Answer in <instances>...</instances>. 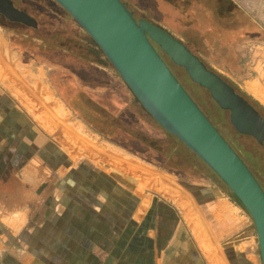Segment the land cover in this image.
Masks as SVG:
<instances>
[{
	"label": "rangeland",
	"instance_id": "obj_1",
	"mask_svg": "<svg viewBox=\"0 0 264 264\" xmlns=\"http://www.w3.org/2000/svg\"><path fill=\"white\" fill-rule=\"evenodd\" d=\"M123 1L137 21H148L169 33L195 56L201 58L209 70L221 76L229 84L240 87L244 93L248 92L246 88L248 81L253 80L264 86V0H232L235 4L230 6L227 5L226 0H222L220 9L217 0H205L200 7H187L174 0ZM11 2L16 9L29 15L34 20V24L33 26L11 25L0 19L1 48L14 60L11 63V66H14L13 75L16 68L21 77V80L14 77V81L3 77L0 81L6 83L21 96L20 98H23L24 102L21 103L25 110L30 112L31 118L36 123H40V129L45 133L44 141H49L54 149L57 147L64 159H68L69 166H74L76 169L63 168L57 175L50 172L43 175L41 168L44 167V162L47 166L49 159L55 162L56 156L54 157L51 150H48L50 154L46 158L41 155L38 161L37 159L34 161L35 166L40 169L38 176L40 182H47L49 186L48 190L40 195L41 197L33 196V199L38 201L35 212L46 210L45 212L53 213L57 218L63 219L60 222L61 230L59 228L56 230H60L62 234L55 238L51 227L47 228L40 237L32 236L31 233L12 237L4 232L0 234V247L5 250L14 247L21 248L20 250L24 248L27 253L23 256L35 259L36 256L30 255L44 251H47L44 254L48 255L50 251L52 255L53 249H58L57 245L60 244V256L67 259L70 254L68 250L71 247L79 248L76 247V244H79L78 246L91 254L92 258L87 262L92 264H106L107 261L110 264H117L118 260L123 258L128 262L134 258V254L125 256L122 247L133 245L136 239L130 219L137 204L140 203L137 196L140 194L142 197L144 214L148 209L150 213L159 199L180 205L181 200L184 199L185 185L200 180L199 176L202 175L201 168L194 158L196 156L187 152L177 138L168 133L167 136L159 135L155 124L161 127L152 118L149 120L141 116L134 102L135 97L111 65H107L109 68L107 77H98V73L91 70L89 66L91 62L98 63V57L100 61L105 62V57L96 52L94 42L57 3L53 0H11ZM249 19L254 21L253 36L256 39H253V44L237 46L236 52L235 49L232 51V46L221 47L217 44L216 37H219L217 35L222 30L244 27L250 23ZM205 27L209 28L204 33ZM205 36L212 38L210 39L212 45L204 44ZM222 49L224 55L220 52ZM94 52L98 56H95ZM163 58L180 83L216 126L215 128L222 133L220 134L226 142L234 144L228 113H221L208 91L194 84L182 68L174 65L166 55H163ZM45 103L58 105L55 111L59 115L57 119L53 111L52 115L50 111L46 112L48 116H54L53 122L57 125H53L52 119L46 116L43 109ZM59 117L64 119L65 125L67 123L68 130H66L69 133L72 130L70 131L68 126L74 130L76 136L78 134L81 136L82 139L78 135L79 141H84L81 142L82 145L89 143L93 148H97L96 151L99 149L100 156L103 152H109V158L106 154L102 157L111 160L108 162L102 157L100 159L98 152L95 153L96 155H91L95 159L91 156L87 157L84 149L79 148L80 144L76 145L77 143L71 140L68 134L64 136L65 129L62 130L60 126L63 122L58 124ZM115 118L126 132L113 126L111 119ZM138 135L160 150L161 154L135 141L133 136ZM67 139L70 140V145ZM71 141L78 147L75 146L73 149L74 145L71 146ZM75 148L80 153H77ZM240 151L242 152L241 148ZM1 160L3 159L0 157ZM99 160H104L106 164L103 163L104 161L100 164ZM127 163L133 164L134 167L132 165L131 168ZM251 165L264 187V165L262 163L260 166ZM117 167L122 172H119ZM90 168L97 172L93 173ZM132 169L139 172L137 176ZM45 201L49 206L43 205ZM117 205H125L124 210L120 209L125 221L118 223L111 217L108 222L98 220L102 213L116 214ZM149 213L142 222V247L150 245L148 233L155 224L153 215L157 212ZM72 215L77 219L76 222ZM102 224L109 227L107 231L109 233L102 238L96 237L97 234L101 235L107 230ZM91 227L94 228V235L87 236L91 233ZM75 228L76 230L78 228L79 232L71 238L70 232ZM119 234L121 237L117 238ZM119 239L121 247L117 246ZM91 248H100L107 253L93 254ZM141 257L142 263L145 259L149 260L148 254H142ZM83 259L85 261L86 257Z\"/></svg>",
	"mask_w": 264,
	"mask_h": 264
},
{
	"label": "crops",
	"instance_id": "obj_2",
	"mask_svg": "<svg viewBox=\"0 0 264 264\" xmlns=\"http://www.w3.org/2000/svg\"><path fill=\"white\" fill-rule=\"evenodd\" d=\"M121 1L124 3L123 0ZM174 1H179L187 7H200L205 0ZM222 2V0H217L219 9ZM225 2L228 6L235 4L232 0ZM126 7L128 8V6ZM248 22L253 26V20L249 19ZM208 28L205 27L203 32H207ZM227 38L230 41L232 39V41L222 42L223 45L253 44V42H246L247 44H245L243 41H239L238 34L235 36L227 35ZM210 39L212 38L205 36L204 44L212 45ZM96 52L93 54L98 56ZM199 59L202 61L201 58ZM97 60H99L98 63L91 62L89 64L91 70L96 71L98 77H107L109 74L107 64L100 61L99 57ZM13 61L0 45V78L5 77L14 81V77H16L21 80L16 68L15 75H13L14 66H11ZM246 88L247 94L264 108V86L251 80L247 82ZM20 97L6 83L0 81V157L3 159L0 161V234L7 232L12 237H18L25 235V233H31L32 236L40 237L47 228L51 227L56 238L62 234L60 222L63 219L57 218L53 213L45 212L46 210L40 213L35 212L38 201L33 199V196L41 197L40 195L47 191L49 186L47 182H40L38 177L40 169L35 166L34 161L36 159L38 161L41 155L46 158L50 154L48 150H51L54 157L56 156L55 162L49 159V166L44 162V167L41 168L43 175L47 172L57 175L63 168L76 169V167L69 166L68 159H64L62 152L57 147L55 148L58 150L54 149L53 145L48 143L49 141H44L46 136L40 129V123H36L31 118L30 112L25 110L21 103L24 102L23 98ZM54 106L46 103L43 106L47 117H50L46 113L50 107V111L52 109L57 111L58 105ZM186 150L191 155L193 154L188 149ZM194 158L201 168L200 180L185 185V194L184 199L181 200V206L161 199L155 203L150 212H157L156 215H153L155 224L148 233L150 245L146 247H142L141 231L143 219L146 218L150 210L148 209L144 214L145 207L142 204V197L140 194L137 196L134 193L140 201L130 219L133 223L132 230L136 239L133 245L122 247V253L125 256L126 254H134V258L128 262L126 258L120 259L117 264H262L257 234L251 217L243 207L233 200L231 192L212 171L197 157ZM72 162L74 161L72 160ZM90 169L93 170V173L97 172L92 168ZM103 177H105L104 174ZM139 192H141L140 187ZM43 205L49 206L46 201ZM117 206V211L114 210L116 214L102 213L98 220L108 222L114 218L118 223L125 221L126 219L120 211L122 208L125 209V205ZM75 216L78 217V215ZM73 220L74 222L77 221L74 217ZM102 227L107 230L101 235L97 234L96 237L102 238L108 235L109 227L104 224ZM58 228L60 230L56 231ZM118 229L120 232V227ZM78 232V228L77 230L76 228L72 229L71 238H74L72 235L76 236ZM94 232V228L91 227V233L87 236L94 235ZM120 237L119 234L117 238ZM76 245L79 248L69 247L68 252L70 254L67 259L60 256V244L57 245L58 249H53L52 255L50 251H48L50 253L48 255L44 254L47 251L32 252L33 254L30 256H36L35 259L23 256L27 253L24 248L20 250L21 248L14 247L11 250L10 248L5 250L0 247V264H92V262H87L88 259L92 258L91 254L78 246L79 244ZM120 245L121 240L119 239L117 246L121 247ZM91 252L93 254L107 253L100 248H94ZM142 254H148L149 260L145 259V262L142 263ZM83 257H86L85 261H83ZM106 264H110L109 261Z\"/></svg>",
	"mask_w": 264,
	"mask_h": 264
},
{
	"label": "water",
	"instance_id": "obj_3",
	"mask_svg": "<svg viewBox=\"0 0 264 264\" xmlns=\"http://www.w3.org/2000/svg\"><path fill=\"white\" fill-rule=\"evenodd\" d=\"M53 1L97 45L144 111L236 197L254 223L264 264L263 188L172 74L154 45L184 69L194 84L207 90L221 109L229 111L230 121L239 133L262 143L264 121L259 114L183 43L148 21H136L121 0ZM0 14L10 22L34 24L10 0H0Z\"/></svg>",
	"mask_w": 264,
	"mask_h": 264
},
{
	"label": "flooded vegetation",
	"instance_id": "obj_4",
	"mask_svg": "<svg viewBox=\"0 0 264 264\" xmlns=\"http://www.w3.org/2000/svg\"><path fill=\"white\" fill-rule=\"evenodd\" d=\"M11 1V0H10ZM124 4V3H123ZM14 6V5H13ZM16 9V8H15ZM18 10V9H16ZM129 10V9H128ZM19 12H22L20 10H18ZM131 12V11H130ZM24 13V12H22ZM26 14V13H24ZM132 14V13H131ZM27 15V14H26ZM133 15V14H132ZM29 16V15H27ZM30 17V16H29ZM134 17V16H133ZM0 19L4 20L5 22L11 24V25H24L22 23H16V22H10L8 19H6L3 15L0 14ZM136 20V19H135ZM137 21V20H136ZM257 31V30H256ZM236 34H238L239 37V41H243V43L247 44L246 42H254L253 39L254 38V29L253 26H251L250 23H247L246 25H244V27L241 28H234V29H226V30H222L219 35V37H216L218 39V45L221 47H225V46H232L233 49L232 51L237 47L235 45H223L222 42H231L230 39L227 38L228 36H235ZM223 36V37H222ZM154 45V44H153ZM248 45V44H247ZM240 46V45H239ZM244 46V45H242ZM155 49L157 50V52L159 53V55L161 56V58L164 60L163 55H165L162 51L158 50L159 48L154 45ZM187 48V47H186ZM188 49V48H187ZM189 50V49H188ZM190 51V50H189ZM235 52L237 51V49L234 50ZM191 52V51H190ZM221 54L224 55V49H222ZM192 54H194L193 52H191ZM195 55V54H194ZM167 57V56H166ZM197 57V56H196ZM200 60V59H199ZM201 61V60H200ZM164 62L166 63V65L168 66L167 62L164 60ZM202 62V61H201ZM203 63V62H202ZM204 64V63H203ZM205 65V64H204ZM206 66V65H205ZM207 67V66H206ZM168 68L170 69V71L172 72L171 68L168 66ZM208 68V67H207ZM209 69V68H208ZM184 70V69H183ZM172 74L175 76V74L172 72ZM187 74V73H186ZM216 74V73H215ZM188 76V75H187ZM219 76V75H218ZM176 77V76H175ZM221 77V76H220ZM222 78V77H221ZM177 79V77H176ZM223 79V78H222ZM178 80V79H177ZM224 80V79H223ZM179 81V80H178ZM225 81V80H224ZM226 83H228L227 81H225ZM180 83V81H179ZM181 84V83H180ZM229 84V83H228ZM182 85V84H181ZM234 90H235V86L232 84H229ZM183 86V85H182ZM234 86V87H233ZM200 87V86H199ZM184 88V86H183ZM237 89L240 90V87H236ZM185 91L189 94V96L193 99V97L190 95V93L186 90V88H184ZM205 90V89H204ZM207 91V90H206ZM241 91V90H240ZM235 92L242 97L245 102L252 107L258 114L259 116L263 119L264 121V108L256 101L254 100L250 95H248L247 93H244L243 91H241L242 93L246 94L250 99H245L242 95H240L236 90ZM209 93V92H208ZM211 97V96H210ZM212 99V98H211ZM194 100V99H193ZM194 102L196 103V101L194 100ZM215 103V102H214ZM197 104V103H196ZM216 104V103H215ZM198 105V104H197ZM217 105V104H216ZM218 106V105H217ZM199 107V105H198ZM200 108V107H199ZM218 109L220 110L221 113H228L229 115V122L230 125L233 129V135H234V140L235 143L232 144L228 141V144L231 146V148L237 153V155L241 158V160L245 163V165L248 167V169L251 171V173L254 175V177L257 179V181L259 182V184L261 185V187L264 190V187L262 186L261 182L259 181V179L256 177L255 172L253 170V167L251 164L260 166V163H262L264 165V140L262 143H260L257 139H255L254 137L250 136V135H245V134H241L239 133L232 125L231 121H230V113L229 111L223 110L218 106ZM200 110L203 112V110L200 108ZM203 114L207 117V119L211 122V124L216 127L212 121L208 118V116L203 112ZM218 131V130H217ZM219 132V131H218ZM221 133V132H219ZM222 134V133H221ZM222 136V135H221ZM244 142L246 143L244 145ZM252 146V147H251ZM246 147V149H245ZM240 148L242 150V152L240 151ZM248 148V149H247ZM258 154V155H257ZM251 163V164H250Z\"/></svg>",
	"mask_w": 264,
	"mask_h": 264
},
{
	"label": "bare ground",
	"instance_id": "obj_5",
	"mask_svg": "<svg viewBox=\"0 0 264 264\" xmlns=\"http://www.w3.org/2000/svg\"><path fill=\"white\" fill-rule=\"evenodd\" d=\"M48 107H49V106H48ZM54 107H55V106H54ZM56 108H58V107H56ZM50 109H51V107L49 108V111H50ZM52 111H53L55 114H53ZM52 111H50V114L52 113L53 115H56V119H57V117H58L59 115H58L53 109H52ZM52 114H51V115H52ZM57 115H58V116H57ZM52 117H53V118H52ZM52 117L50 116V118H49V117H48V118H49V119H52V122H53V121H54V116H52ZM56 119H55V120H56ZM58 119H60V122H58V120H57L58 124H60V123H62V122L64 121V119H61L60 117H59ZM65 120H66V119H65ZM67 121H68V120H67ZM67 121H66V122H67ZM52 122H51V123H52ZM64 123H65V122H63L62 125H60V126H62V130L65 129V130H64V136H65V134H66V136H67V134H68V137H70L71 140H74V142L77 143L76 145L79 146V144H80L79 148L81 147V149H84V152H86L85 154H87V157H88V156H91L92 154H95V153H97V152L99 151V149H98V151H96L97 148H93L91 145H89V143L86 144V145H82L81 142L84 143V141H82V140L79 141L80 139H82L81 136L77 133V134L79 135V137H80V139H79L78 135L76 136V134H74V130L71 129L70 126H68V128H69L70 131H71V130H72V131H71V133H69V131H67L68 129L66 128L67 123H66V125H65ZM54 124L57 125L56 122H55V123L53 122V125H54ZM63 126H65V128H63ZM66 129H67V130H66ZM60 130H61V129H60ZM65 132H66V133H65ZM75 132H76V131H75ZM62 135H63V132H62ZM66 136H65V137H66ZM70 138H69V139H70ZM83 139H84V138H83ZM85 140H86V139H85ZM67 141H69L68 144L70 145V140L67 139ZM86 141L89 142L88 140H86ZM85 143H86V142H85ZM90 144H91V142H90ZM72 145H74V146H73V149H74V147H75L76 145L73 144V142L71 141V146H72ZM81 145H82V146H81ZM87 145H88V146H87ZM92 145H95V144L92 143ZM78 146H76V148H77ZM96 147H97V145H96ZM76 148H75V151H76ZM81 149H80V150H81ZM78 150H79V149H78ZM100 151H101L100 153L102 154V150H101V149H100ZM104 151H105V150H104ZM76 152H77V151H76ZM77 153H80V152H77ZM108 153H109V152H108ZM108 153H107V152H106V153L103 152V154H106V155H108ZM82 154H83V152H82ZM82 154H80V155H82ZM88 154H89V155H88ZM103 154H102V155H103ZM78 155H79V154H78ZM78 155H77V156H78ZM95 155H96V154H95ZM97 155H99L100 159L103 158L102 155L100 156L99 152H98ZM106 155H103V156H106ZM85 156H86V155H85ZM79 157H80V156H79ZM91 157H92V156H91ZM99 157H97V158L99 159ZM101 157H102V158H101ZM92 158H94V156H93ZM92 158H89V159H92ZM97 158H96V160H97ZM107 158H109V155H108ZM94 159H95V158H94ZM94 159H93V160H94ZM103 159H104V158H103ZM104 160L108 161L109 159H108V160H107V159H104ZM104 160H101V161L99 160V161H100L99 163L102 164L101 162L104 161ZM110 160H111V159H110ZM110 160H109V161H110ZM109 161H108V162H109ZM97 162H98V161H97ZM103 163L106 164L105 161H104ZM121 163H122V161H121ZM124 163H126V162H124ZM129 163H131V162H129ZM122 164H123V163H122ZM127 164H128V163H127ZM127 164H126V165H127ZM129 165H131V168H132V165H133V164H128V166H129ZM122 166H123V165H122ZM118 167L120 168V166H118ZM118 167H117V168H118ZM125 167H126V166H125ZM133 167H134V165H133ZM119 168H118V170H119ZM131 168H130V169H131ZM120 169H121V168H120ZM137 169H138V167H137ZM118 170H117V174L119 175V172H122V171L119 170V172H118ZM132 170L134 171V169H132ZM129 171H130V170H129ZM137 171H138V170H137ZM131 172H132V171H131ZM134 172H135V171H134ZM132 173H133V172H132ZM138 173H139V172H135V175L138 174ZM145 173H147V172H145ZM140 174H141V173H140ZM146 175H147V174H146ZM136 176H137V175H136ZM154 177H155V176H154Z\"/></svg>",
	"mask_w": 264,
	"mask_h": 264
},
{
	"label": "trees",
	"instance_id": "obj_6",
	"mask_svg": "<svg viewBox=\"0 0 264 264\" xmlns=\"http://www.w3.org/2000/svg\"><path fill=\"white\" fill-rule=\"evenodd\" d=\"M93 44H94V46L97 48V50H98V52H99L98 54H101V56H104L103 53L101 52V50L97 47V45H96L95 43H93ZM104 60H105L104 63H106L107 65H110L106 58H105ZM233 87H234V86H233ZM234 88H235V90H236L240 95H242L245 99H250L246 94L242 93L239 89H237L236 87H234ZM134 100H135V99H134ZM250 100H251V99H250ZM134 102L137 104L141 116H144V117L148 118L149 120H151V117H150V116H149V115H148V114L142 109V107L139 105V103H138L136 100H135ZM110 118H111V117H110ZM111 121H112V123L114 124V125H113L114 127H116V128L118 127L120 130L125 131V129L122 127V124L118 121V119H116V118H115V119H111ZM155 126H156V128H157L156 130H157V133H158L159 135L167 136V133H166L164 130H162L161 128H159L156 124H155ZM125 132H126V131H125ZM133 137H134V140H135V141H137V142H139V143H141V144L147 146L149 150L161 154V151H160V150H158L157 148H155L152 144L148 143V142H147L145 139H143L140 135H138V136H133ZM232 198H233V200H234L239 206L242 207V205L239 203V201L236 199V197H235L233 194H232Z\"/></svg>",
	"mask_w": 264,
	"mask_h": 264
}]
</instances>
